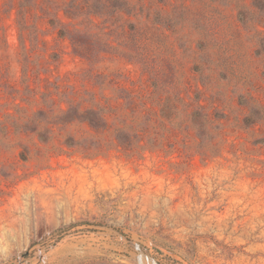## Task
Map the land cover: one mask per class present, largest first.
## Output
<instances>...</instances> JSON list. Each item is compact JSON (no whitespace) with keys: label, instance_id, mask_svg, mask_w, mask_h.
<instances>
[{"label":"rangeland","instance_id":"1","mask_svg":"<svg viewBox=\"0 0 264 264\" xmlns=\"http://www.w3.org/2000/svg\"><path fill=\"white\" fill-rule=\"evenodd\" d=\"M91 5L0 0V264H264V0Z\"/></svg>","mask_w":264,"mask_h":264},{"label":"trees","instance_id":"2","mask_svg":"<svg viewBox=\"0 0 264 264\" xmlns=\"http://www.w3.org/2000/svg\"><path fill=\"white\" fill-rule=\"evenodd\" d=\"M104 1H106V0H95L96 6L91 5L89 7L90 12H91V14L94 15V17L98 18L100 13L97 12V9L99 7V4L104 2ZM113 1H115V0H113ZM105 8H107V7L104 6V9ZM111 8H113V10H114L115 6L112 5ZM88 25L93 27L94 23L91 21V22H89ZM65 32H66V29L62 26L59 29V35L68 36L69 41L71 42V44L75 50L81 48V46L88 45V44H86V42H90V38L92 37L91 33L89 34L87 31H81L79 29H74V28L70 31V33L68 35H65L66 34ZM76 108L77 107L75 106L72 109L69 108L68 110L64 111L63 116L66 117L67 120L71 121L72 114L73 113L76 114V111H75V110H77ZM81 119L83 121H86L92 128H96V129H100L107 124L106 119L104 117L100 116V112L97 109H87V110L83 111L81 113Z\"/></svg>","mask_w":264,"mask_h":264},{"label":"water","instance_id":"3","mask_svg":"<svg viewBox=\"0 0 264 264\" xmlns=\"http://www.w3.org/2000/svg\"><path fill=\"white\" fill-rule=\"evenodd\" d=\"M147 260H148L151 264H156L151 258H147Z\"/></svg>","mask_w":264,"mask_h":264}]
</instances>
